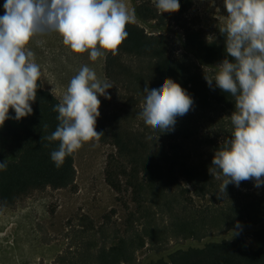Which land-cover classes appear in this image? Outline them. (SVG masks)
Returning <instances> with one entry per match:
<instances>
[{
  "label": "rangeland",
  "instance_id": "374dc122",
  "mask_svg": "<svg viewBox=\"0 0 264 264\" xmlns=\"http://www.w3.org/2000/svg\"><path fill=\"white\" fill-rule=\"evenodd\" d=\"M148 1L161 11L169 6V0ZM132 7L131 0H0V29L19 42L24 61L59 99L75 139L74 186L34 190L13 206H0V264H92L88 260L99 247L130 236L144 241L133 255L131 264H137L150 250L182 241L178 223L211 207L210 198L189 200L178 190L137 197L129 189L116 192L104 172L113 145L86 133L97 119L105 129L115 127L144 141L146 153L157 158L179 155L195 161H217L208 142L230 139V111L198 109L151 90L147 59L124 54L116 67L106 68L107 35L117 22L134 19ZM183 17L208 37L218 25L229 26L264 53V0H193ZM164 27L181 53V28L174 22ZM190 57L201 70L214 72ZM246 74L256 81L257 122L264 125V74ZM17 129L0 124V157L16 158L19 149L10 133ZM245 147L252 151L251 163L242 168L220 162L216 172L234 191L258 194L264 191V148Z\"/></svg>",
  "mask_w": 264,
  "mask_h": 264
},
{
  "label": "trees",
  "instance_id": "16d2710c",
  "mask_svg": "<svg viewBox=\"0 0 264 264\" xmlns=\"http://www.w3.org/2000/svg\"><path fill=\"white\" fill-rule=\"evenodd\" d=\"M131 1L134 19L117 22L107 35L106 68L116 67L124 54L145 58L150 63L151 90L161 89L198 109L231 112V140L208 142L217 161L179 155L157 158L146 153L144 141L115 127L105 129L97 119L88 123L90 137L107 140L114 147L104 172L116 192L129 189L137 197L178 190L182 198L212 201L211 207L197 210L194 219L178 223L182 241L150 250L137 264H264V191H234L225 176L216 172L220 162L230 160L242 168L251 163L252 151L245 144L264 148V141L258 140L264 137V125L257 122L256 81L246 74H264V53L249 46L229 26L218 25L212 37L194 27L183 17L193 0H169L165 11L148 0ZM167 22L182 30L181 53L163 32ZM147 26L157 31H146ZM190 56L214 72L201 70ZM219 65L224 69L219 70ZM0 124L17 125L10 136L19 149L15 159L0 157V206H13L34 190L74 186L71 123L59 99L43 87L37 70L24 61L19 42L1 29ZM212 227L223 230L214 235L209 231ZM143 244L137 236L120 237L99 247L88 261L131 264Z\"/></svg>",
  "mask_w": 264,
  "mask_h": 264
}]
</instances>
